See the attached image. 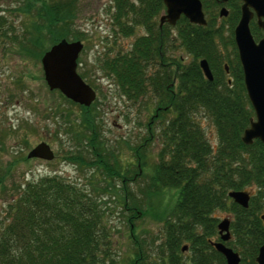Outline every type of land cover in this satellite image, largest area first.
I'll use <instances>...</instances> for the list:
<instances>
[{"label": "trees", "instance_id": "1", "mask_svg": "<svg viewBox=\"0 0 264 264\" xmlns=\"http://www.w3.org/2000/svg\"><path fill=\"white\" fill-rule=\"evenodd\" d=\"M75 1L20 0L15 9L25 20L19 32L15 34L8 25V30L0 28V37H7L10 31V38L18 37L21 48L34 45L41 52L45 32L50 44L67 35L58 28L73 15ZM110 2L114 37H127L136 27L143 33L133 39L128 50H118L98 61L97 66L106 71L126 100L140 103L147 92L154 100L153 113L146 123L148 135L133 148L136 172L120 173L118 159L105 149L99 150L93 102L84 107L64 98L81 108L80 125L88 130L83 135L87 140L83 147L89 146L85 151L92 155L88 162L83 152L76 151L78 156L67 159L79 167L95 165L103 172L91 174L86 186L56 173L17 184L0 221V264H121L106 222L109 211L104 199L116 194L115 180L122 183L116 199L127 213L128 236L134 248L130 264H226L211 246L217 224V218L211 215L214 209L230 214V238L224 244L238 253V264H256L254 258L264 242L258 217L264 212V150L257 139L250 144L240 141L253 110L232 40V28L239 16L237 0L228 2L229 11L219 24L216 12L209 11L211 4L215 5L213 0H201L206 25L190 24L183 18L176 23L175 34L166 25L157 27L155 16L163 8L160 0ZM249 29L253 38L259 39L261 31L254 21L249 22ZM173 41L182 53L166 56V49L175 47ZM222 49L232 52L224 54ZM202 58L211 80L199 68ZM197 113L210 121L214 146L195 119ZM152 137L158 143L156 159L145 175L141 172L143 147ZM13 159L9 167L16 161H27L24 156ZM128 175L129 181L140 178L138 192L125 185ZM171 188L176 194L163 219L160 241L155 244L152 237L138 239L133 221L143 214L142 201L152 203ZM238 190L249 193L246 207L227 196L229 191Z\"/></svg>", "mask_w": 264, "mask_h": 264}, {"label": "rangeland", "instance_id": "2", "mask_svg": "<svg viewBox=\"0 0 264 264\" xmlns=\"http://www.w3.org/2000/svg\"><path fill=\"white\" fill-rule=\"evenodd\" d=\"M19 1L0 0L1 29L8 30L9 25L14 33L19 32L20 25L25 20L15 9ZM109 6L110 0H76L73 4V15L58 29L67 34L61 38L83 43L77 58V72L95 90L91 109L93 108L92 112L95 114L97 139L101 142L99 150L111 152L112 156L118 159L120 173L128 171L127 173L132 175L137 169L133 148L142 144L144 137L148 135L146 123L153 113L154 100L148 92L140 103L126 100L118 93L106 71L97 66L98 61L118 50H128L133 39L143 33L141 27H136L135 32L127 37L120 34L114 37L110 20L112 11ZM224 6L229 11L228 3ZM218 8L219 6L211 4L209 11H214L217 15ZM220 18L218 17L217 24L220 23ZM10 33H6L7 37H0V176L5 174L1 177L0 185V221L5 216L6 201L14 194L19 183L56 173L65 180L86 186L87 178L91 174L95 176L98 172H103L97 171L95 165L79 167L67 159L69 156H78L76 151L83 152V157L88 162L92 160V155L85 151L89 146L83 147L87 142L83 135L88 134V130L80 125V106L64 99L57 90H49L43 80L39 59L43 51L53 44L48 40L49 34H43L44 50L41 49L40 52L34 45L21 48L19 38L12 40ZM173 42L175 47L166 49V56L182 53V49L176 47L177 43ZM222 50L224 54L227 51L229 54L232 52L230 49ZM184 57H187V54H184ZM147 72L150 73V69ZM195 119L202 127L207 140L214 146L216 138L210 121L201 113L195 114ZM152 133H156L155 129ZM41 141L50 146L54 158L49 161L27 158L29 149ZM157 147V140L153 137L143 147L145 157L141 172L145 175L156 159ZM22 156L27 161H16L9 167L8 163H13V158L20 159ZM129 175L124 179L125 185L131 191L138 192L137 181H140V178L137 176L138 179L129 181ZM115 182L116 194L104 196L109 211L106 222L110 226V235L115 241L121 264H130L129 258L134 248L128 236L127 213L122 211L120 199H116L120 195L119 187L122 183L119 180ZM164 191L159 199H153L152 203L142 201L140 210L143 214L133 221L134 234L138 239L152 237L156 240L155 244L160 241L163 219L172 207L176 194V190L172 188ZM211 215L217 218V222L224 218L230 219L229 212L224 210L214 209ZM228 229L230 231V228Z\"/></svg>", "mask_w": 264, "mask_h": 264}, {"label": "water", "instance_id": "3", "mask_svg": "<svg viewBox=\"0 0 264 264\" xmlns=\"http://www.w3.org/2000/svg\"><path fill=\"white\" fill-rule=\"evenodd\" d=\"M224 2L226 0H220ZM164 14L158 17V25L163 21L173 25L180 15L189 22L204 25L205 19L200 0H161ZM239 18L232 29L233 42L242 72V82L246 97L253 110V117L249 118L248 125L243 129L240 141L250 144L257 139L264 150V0H240ZM226 9L220 8L219 15H226ZM254 16L261 36L255 40L250 33L249 21ZM79 40L68 41L60 38L50 45L40 56V65L43 80L49 90H57L66 99L89 106L95 99V91L79 76L76 71L77 57L82 50ZM199 68L208 80L211 74L207 63L200 59ZM27 158L51 160L54 155L49 145L38 142L26 154ZM227 196L236 204L246 207L249 193L246 191H229ZM264 231V212L259 214ZM228 220L226 218L217 223L220 239L225 241L229 237ZM226 264H238L239 255L222 242H211ZM186 247L182 246V250ZM256 264H264V242L258 247L254 258Z\"/></svg>", "mask_w": 264, "mask_h": 264}, {"label": "flooded vegetation", "instance_id": "4", "mask_svg": "<svg viewBox=\"0 0 264 264\" xmlns=\"http://www.w3.org/2000/svg\"><path fill=\"white\" fill-rule=\"evenodd\" d=\"M161 1V0H160ZM230 0H226V1H224V2H221L220 0H213V2L215 3V5L218 7L219 6V8H218V12H217V18H216V22H217V19H218V17H225L226 15H227V13H228V10L225 8V6L224 5H226V3H228ZM237 2H238V10H239V6H240V4H241V2H240V0H237ZM162 3V2H161ZM200 3H201V9H202V12H203V15H204V19H205V24L204 25H197V24H194V23H191V22H189L185 17H183L182 15H180L179 16V18L175 21V23L173 24V25H170V24H168L167 22H165V21H163L162 23H161V25L159 26L158 25V23H159V21H158V17L161 15V14H164V6H163V8L161 9V10H159V12H158V14L155 16V20H156V22H157V27L158 28H160V27H162V26H164V25H166V26H168L167 28H168V30L170 31V33L171 34H175L176 33V29H175V25H176V23L180 20V19H183V18H185L186 20H187V22L188 23H190V24H194V25H197V26H205L206 25V15H205V12H204V10H203V5H202V2H201V0H200ZM163 5V4H162ZM222 7H224L225 9H226V15L224 16V15H219V11H220V8H222ZM238 18H239V16H238ZM238 20V19H237ZM250 21H254L255 22V18H254V16L250 19ZM249 21V22H250ZM237 22V21H236ZM236 24V23H235ZM256 24V23H255ZM234 27V26H233ZM233 29V28H232ZM171 38H174V37H171ZM232 40H233V37H232ZM234 43V42H233ZM82 45H83V43H82ZM235 46V45H234ZM83 48V47H82ZM236 50V49H235ZM236 56H237V54H236ZM203 59V58H202ZM238 59V58H237ZM199 62V61H198ZM239 62V61H238ZM207 63V62H206ZM199 65V64H198ZM208 66V65H207ZM209 69V68H208ZM224 70L225 71H227V67H226V64H224ZM210 71V70H209ZM202 72V71H201ZM203 74V73H202ZM210 74H211V72H210ZM204 76V75H203ZM207 79V78H206ZM211 79H212V75H211ZM210 79V80H211ZM174 80H175V78H174ZM208 80V79H207ZM219 222V221H218ZM217 222V223H218ZM217 236V237H216ZM230 238V236L228 237V239ZM228 239H226V240H228ZM225 240V241H226ZM211 242H222L223 244H224V242L225 241H223V240H221L220 239V235H219V233H218V231H217V224H216V235L214 236V237H212L211 238V240H210ZM225 245V244H224ZM212 246V245H211ZM226 246V245H225ZM213 247V246H212ZM214 248V247H213ZM215 249V248H214ZM185 251H186V248L183 250V251H181V252H183V253H185Z\"/></svg>", "mask_w": 264, "mask_h": 264}, {"label": "bare ground", "instance_id": "5", "mask_svg": "<svg viewBox=\"0 0 264 264\" xmlns=\"http://www.w3.org/2000/svg\"><path fill=\"white\" fill-rule=\"evenodd\" d=\"M259 29V28H258ZM260 30V29H259ZM261 31V30H260ZM250 104V103H249ZM252 108V107H251ZM252 118V117H251Z\"/></svg>", "mask_w": 264, "mask_h": 264}]
</instances>
